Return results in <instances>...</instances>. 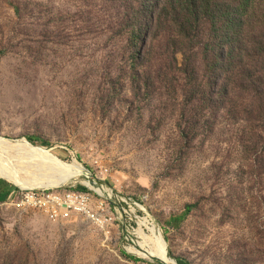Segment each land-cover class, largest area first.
Segmentation results:
<instances>
[{"label": "rangeland", "instance_id": "rangeland-1", "mask_svg": "<svg viewBox=\"0 0 264 264\" xmlns=\"http://www.w3.org/2000/svg\"><path fill=\"white\" fill-rule=\"evenodd\" d=\"M120 6L0 0V137L52 149L84 168L65 186L93 180L130 206L106 235L83 218L54 222L19 209L20 187L3 179L0 264H170L152 254L147 227L176 264H264L260 127L193 105L180 88L139 89ZM165 82L176 86L174 76ZM13 155L0 149L10 166ZM22 166L24 178L51 174Z\"/></svg>", "mask_w": 264, "mask_h": 264}, {"label": "trees", "instance_id": "trees-1", "mask_svg": "<svg viewBox=\"0 0 264 264\" xmlns=\"http://www.w3.org/2000/svg\"><path fill=\"white\" fill-rule=\"evenodd\" d=\"M118 2L130 47L128 74L139 89L155 83L180 88L193 105L242 115L260 127L264 139V0ZM170 76L176 79L174 88L165 82ZM190 208L168 225L178 228Z\"/></svg>", "mask_w": 264, "mask_h": 264}, {"label": "built area", "instance_id": "built-area-1", "mask_svg": "<svg viewBox=\"0 0 264 264\" xmlns=\"http://www.w3.org/2000/svg\"><path fill=\"white\" fill-rule=\"evenodd\" d=\"M100 188L102 193L94 189L78 191L73 186L54 189L20 188L12 205L19 209L38 211L54 222L83 218L107 235L116 216L128 215L130 206L126 200L119 203L112 191Z\"/></svg>", "mask_w": 264, "mask_h": 264}, {"label": "bare ground", "instance_id": "bare-ground-1", "mask_svg": "<svg viewBox=\"0 0 264 264\" xmlns=\"http://www.w3.org/2000/svg\"><path fill=\"white\" fill-rule=\"evenodd\" d=\"M0 149L8 153L16 152V154H18L16 155V158L20 159L21 161L20 163L27 168L41 167L39 171L49 170L51 172L50 175H45L43 177H39L35 179H28V178H24L21 175L19 170L20 166L18 169V167L16 166H10V164H7L6 161H0V176L4 177V179L13 182L14 184H16L17 186L23 189H28V188L54 189L57 188L60 184L51 183V181L52 179H56L58 175H63L68 177L72 176V178H76L83 173L84 168L80 164L76 162L66 163L65 161H62L59 158H56L55 154H53L52 152V149L42 146L32 145L26 140H21L20 142H12L0 137ZM24 166H22V169H24ZM84 183L88 185L90 189H94L100 193L103 192L101 188L90 185L88 183V180L84 181ZM147 229H149V231L151 232V236H152L151 240L154 241V245H155L154 249L152 250V254L164 260L167 263L174 264L173 259L168 255L167 244L162 234L155 232L154 228L147 227ZM144 235L142 236L145 238Z\"/></svg>", "mask_w": 264, "mask_h": 264}, {"label": "water", "instance_id": "water-1", "mask_svg": "<svg viewBox=\"0 0 264 264\" xmlns=\"http://www.w3.org/2000/svg\"><path fill=\"white\" fill-rule=\"evenodd\" d=\"M26 141H28V140H26ZM30 144H32L30 141H28ZM32 145H34V144H32ZM11 153H13V152H11ZM14 155H13V158L15 159V166L16 167H18L19 168V166H20V159H17L16 158V155H18V154H16V152L15 153H13ZM35 168H37V169H41V167H35ZM87 177V176H86ZM0 178L1 179H4V177H1L0 176ZM73 178H72V176H63V175H58L57 177H56V179H52V181H51V183H59L60 185L58 186V187H62V186H65V185H67L71 180H72ZM88 183L90 184V185H93V186H96V187H99L100 188V186H98V184L95 182V181H93V180H88ZM19 187V186H18ZM57 187V188H58ZM85 187L87 188V189H90L89 187H88V185H86L85 184ZM21 188V187H20ZM160 259V258H159ZM161 261H163V262H165L164 260H162V259H160ZM174 261V260H173ZM174 264H176V262L174 261Z\"/></svg>", "mask_w": 264, "mask_h": 264}]
</instances>
